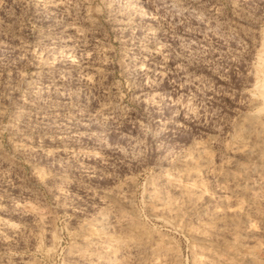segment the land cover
Instances as JSON below:
<instances>
[{
  "label": "rangeland",
  "instance_id": "obj_1",
  "mask_svg": "<svg viewBox=\"0 0 264 264\" xmlns=\"http://www.w3.org/2000/svg\"><path fill=\"white\" fill-rule=\"evenodd\" d=\"M0 264H264V0H0Z\"/></svg>",
  "mask_w": 264,
  "mask_h": 264
}]
</instances>
